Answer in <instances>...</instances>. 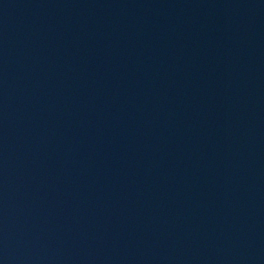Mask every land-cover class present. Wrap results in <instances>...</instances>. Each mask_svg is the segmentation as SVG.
Instances as JSON below:
<instances>
[{
  "label": "water",
  "instance_id": "water-1",
  "mask_svg": "<svg viewBox=\"0 0 264 264\" xmlns=\"http://www.w3.org/2000/svg\"><path fill=\"white\" fill-rule=\"evenodd\" d=\"M0 264H264V0H0Z\"/></svg>",
  "mask_w": 264,
  "mask_h": 264
}]
</instances>
